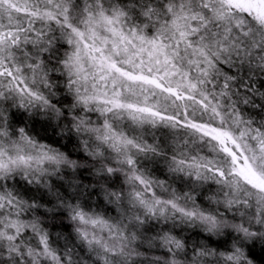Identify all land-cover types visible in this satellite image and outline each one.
Listing matches in <instances>:
<instances>
[{
	"label": "snow or ice",
	"instance_id": "1",
	"mask_svg": "<svg viewBox=\"0 0 264 264\" xmlns=\"http://www.w3.org/2000/svg\"><path fill=\"white\" fill-rule=\"evenodd\" d=\"M0 264H264V0H0Z\"/></svg>",
	"mask_w": 264,
	"mask_h": 264
}]
</instances>
